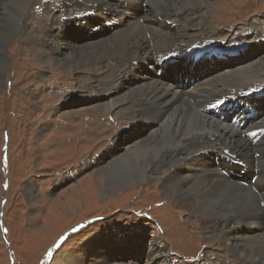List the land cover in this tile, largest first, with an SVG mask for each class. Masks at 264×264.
I'll use <instances>...</instances> for the list:
<instances>
[{"label": "rangeland", "instance_id": "obj_1", "mask_svg": "<svg viewBox=\"0 0 264 264\" xmlns=\"http://www.w3.org/2000/svg\"><path fill=\"white\" fill-rule=\"evenodd\" d=\"M43 1L31 0L26 5L28 17H24L23 22H26L24 26L33 36L25 41L22 38L23 29L17 27L16 35L12 34L0 52V56L7 58V67L5 66L0 80V264H116L119 258L128 261L134 259L138 264H143L145 257L142 248L151 241L154 242L156 254H159L161 247L168 245L171 249L169 259L158 261L157 264H245L240 257L231 254L219 238L209 237L207 233L212 228L214 230L212 225L204 224L197 215L164 197L163 181L159 176L166 174L167 170L161 157L156 160L157 179L136 180L137 182L133 181L125 187L110 190L105 186L102 188L105 183L102 168L113 158L108 152L110 149L121 152L124 142L121 143L119 138L129 132L131 119H128L123 110L126 104L106 108L102 101L99 102L105 93H111L112 88H107L113 73L108 78H97L99 71L94 61L85 64H80V61L71 63L68 65L69 69L54 62L50 51L46 50V38H41V31L47 22ZM204 1L207 5L204 11L207 24L188 28L187 34L193 39L210 35L217 48L211 52L235 50L237 54L240 53V58L233 63H208L209 75L245 66L248 62L251 65L264 63V53H255L263 48L252 47L255 45L256 33L263 36L261 42H264V0ZM195 2L198 4V0ZM52 3L53 0H48L46 5L49 7ZM144 3L142 2V9L148 5L147 2ZM167 5L171 7L169 13H172L173 4L167 1ZM2 13L0 6V18ZM151 13L148 6L144 18L150 17ZM35 23L37 28L34 27ZM74 24L77 29L80 28L79 22ZM81 25L85 27L84 24ZM177 26L171 32L179 37L185 28L182 24ZM118 28L119 23L115 22L111 29L104 30L115 32ZM103 32L89 36H99ZM125 37L127 35L116 33L112 41L116 45V39ZM72 38L80 46L84 45L77 46L81 49L75 51L76 55L87 49L86 43H95V40L87 39L83 34ZM40 39L44 50L50 54L49 58L28 44L35 41L38 45ZM101 44L105 48L110 45L103 42ZM99 52L98 57L102 58L95 61L103 60L106 55L100 50L93 51V54ZM244 54L246 55L242 57ZM146 64L150 66V60ZM91 66L97 71H89ZM157 73L158 68L155 74L153 70L150 71L151 76L159 80L166 77L165 73L162 78L156 76ZM89 76H94L91 83L82 86L78 82L80 79L84 83L85 78L89 82ZM263 78L264 72L256 82L262 83ZM41 82L55 88L54 94L59 96L58 105L61 108L44 118L39 115L36 107L41 106V94L52 91V88L44 90L40 86ZM29 89H34L38 94L30 99ZM52 100L54 97H50L49 102ZM101 102L102 107L99 106ZM263 105H260V109ZM195 108L204 114L198 106ZM60 113L67 116L59 117ZM258 116L264 119V108ZM142 117L148 118L144 120L147 121L154 117V113L149 116L148 112H144ZM139 128L149 131L151 126L142 124ZM115 138L118 141L109 147ZM206 141L208 142H197L194 146L208 149L223 142H231L220 135ZM250 151L260 154L262 150H244ZM210 160L216 167L217 163H214L212 157ZM256 166L262 172L261 159ZM240 170L245 169L239 166L232 171L233 175L238 176ZM245 172L240 179L241 182L248 183L251 173L247 169ZM29 183L34 186V197L31 199L27 196ZM261 201H264V195L259 203ZM256 214L255 212L251 217L254 224L258 223ZM134 238L141 240L136 244L137 240ZM94 240L104 249L108 245L112 249L110 252L115 255L106 259L91 255L87 251ZM110 248H107L108 251ZM73 256L76 261L68 262ZM245 261L246 264L260 262L252 258H246Z\"/></svg>", "mask_w": 264, "mask_h": 264}, {"label": "bare ground", "instance_id": "obj_2", "mask_svg": "<svg viewBox=\"0 0 264 264\" xmlns=\"http://www.w3.org/2000/svg\"><path fill=\"white\" fill-rule=\"evenodd\" d=\"M30 1L6 0L0 2L3 10L2 18H0V52L13 36L12 34L16 35L17 27L23 29L22 38L25 41L33 36L24 26L26 22H23V18L27 19L28 17L26 5ZM47 1H43L47 22L41 31V38H46L45 47L47 51H50L54 62L65 69L71 63L80 61V64H85L88 61H94L99 71V74L96 75L97 78L100 76L108 78L109 74L113 73L108 83L109 87H105L107 90L112 88L111 93H105L99 102L102 101L103 107L106 108L126 104L123 110L128 119H131L129 132L119 138L121 143L124 142L121 152H116L114 149H110L108 152L109 156H113V158L102 168L105 178L102 188L105 186L110 190L116 187H125L133 181L157 179L158 164L156 160L161 157L167 170L166 174L159 176L163 181L164 197L197 215L204 224L212 225L214 230L212 228L207 233L209 237L219 238L231 254L241 258L242 263L246 264L245 259L252 258L260 260L259 264H264V257L261 258L264 256V201L259 203V199L264 195V137L252 144L242 136L243 132L264 126V119L258 116L261 111L253 115V121H250L245 130H240L227 122L218 120L211 113L201 114L195 108L196 106L201 108L211 101H217L223 98V95L238 92L244 96L263 93L260 99L255 101L260 109V105L264 104V81L262 83L256 81L264 72V63L257 62L251 65L248 62L247 65H242L243 67H233L226 72L216 71L212 75H209L210 71L203 72L199 82L191 88L189 87L190 84L192 85L190 79H195V77L189 72L182 75V78H188L186 83L182 80L183 84L174 81L176 76L168 80H159L152 77L150 71L153 70L155 74L156 69L161 68L157 64V60L167 52L179 50L182 54L183 50L193 44H199L202 46L201 48L205 49L208 47L215 49L216 44L210 39V35L193 39L187 34L188 28L203 27L207 24L204 13L207 5L204 0L202 2L198 0V4H195L196 0H144L147 2L146 5L148 4L145 9L140 6L143 0H117V2L111 0H53L54 3L49 7L46 5ZM167 1L173 4L172 13H169L171 7L168 6L169 4L167 5ZM148 6L153 14L144 18ZM86 11L95 16H88V23L84 24L85 27L81 25V21L77 22H80L81 29H87V39L95 40V43H86L85 47L89 50H82L80 56V53L76 55L75 51L84 45L80 46V43L72 37L83 34V31L77 29L74 24L77 19L75 14ZM105 20L118 22L119 28L115 32H105L103 30ZM167 20H173L176 25H183L185 29L181 36L177 37L172 34L171 31L174 27L168 25ZM98 25L99 29H96ZM34 27L37 28L36 23ZM99 31L104 32L99 36H89ZM116 33L127 35V37L116 39L117 43L114 45L112 37ZM254 39L255 45L252 47L263 48L260 52L255 53L263 55L264 42H261L263 36L256 33ZM102 42L110 43V45L105 48L102 46ZM28 44L37 49L40 54L47 58L50 57V54L44 50L41 39L38 45L35 44V41ZM77 46L80 47L77 48ZM95 50L101 52L105 50L102 52L104 55L106 54L103 60L95 61L102 58L98 57L100 52L93 54ZM181 54L180 62L193 69L194 66L187 63L186 57L182 59ZM6 59L3 55L0 56V80L6 66ZM21 59L19 56L20 61ZM147 60H150V66H147ZM183 65H177L176 68L184 69ZM170 66L168 65L166 70ZM95 70L94 66L89 68L91 72ZM94 76H89V82L86 78L83 79L84 83L80 79L78 82L82 86L87 85L91 83ZM44 82H41L40 86L44 90L52 88V91L49 90V92L41 94V106L36 107V110H39V115L43 118L49 117L61 109L58 105L59 96L56 97L54 94L55 88L49 87ZM35 94L38 93L34 89H29L30 99L34 98ZM48 96L54 97V100L49 102L50 97ZM19 99L21 98L19 97ZM250 101L246 102L254 107ZM102 102L100 107H102ZM144 112H148L149 116L153 112L154 117L144 121L148 119L142 117ZM59 115V117L67 116L66 114L61 115V113ZM97 118L99 119V117ZM142 124H149L150 130L142 131L139 128ZM217 135L231 142H223L208 149H199L194 146L197 142H208L207 139ZM117 141L118 138H115L111 144L109 143V147L114 146ZM245 149H259V151L261 149L262 151L260 154H256L255 151L244 152ZM211 157L227 170L236 168L232 161L240 158L245 163L248 172L257 175V180L254 184L249 182L244 185L237 177L224 175L219 171L210 160ZM260 159L263 162L262 172H259L256 166ZM27 185V196L31 199L34 197L32 195L34 186L31 183ZM260 195L262 196L259 197ZM255 212L258 217L256 224L251 218ZM134 240H137L135 241L137 244L141 239L134 238ZM153 243L151 241L143 248L141 247L145 257L143 264H157L158 261L169 259L170 247L168 245L161 247L160 243L156 242V245L161 247L159 254H156L157 250L153 249ZM107 248L110 247L107 245L104 249L94 240L88 246L87 252H91V255L96 258L104 259L115 255L110 252L111 248L109 251ZM96 249L97 252H95ZM162 251L163 253H161ZM154 252L155 254H153ZM71 258L68 262L76 261V257ZM120 260L121 258L117 259L116 264H138L134 259ZM90 261L93 262L92 259Z\"/></svg>", "mask_w": 264, "mask_h": 264}, {"label": "snow or ice", "instance_id": "obj_3", "mask_svg": "<svg viewBox=\"0 0 264 264\" xmlns=\"http://www.w3.org/2000/svg\"><path fill=\"white\" fill-rule=\"evenodd\" d=\"M57 247H59V245H57ZM48 255L50 256L51 255V252H49Z\"/></svg>", "mask_w": 264, "mask_h": 264}, {"label": "clouds", "instance_id": "obj_4", "mask_svg": "<svg viewBox=\"0 0 264 264\" xmlns=\"http://www.w3.org/2000/svg\"><path fill=\"white\" fill-rule=\"evenodd\" d=\"M67 23L69 24V21H67Z\"/></svg>", "mask_w": 264, "mask_h": 264}]
</instances>
